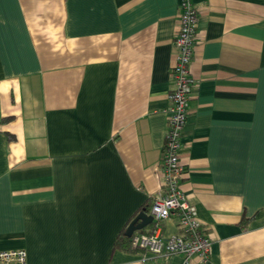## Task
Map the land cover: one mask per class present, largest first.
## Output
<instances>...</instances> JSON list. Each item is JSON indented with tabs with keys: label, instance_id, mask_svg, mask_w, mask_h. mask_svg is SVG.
Segmentation results:
<instances>
[{
	"label": "crops",
	"instance_id": "0c3cea01",
	"mask_svg": "<svg viewBox=\"0 0 264 264\" xmlns=\"http://www.w3.org/2000/svg\"><path fill=\"white\" fill-rule=\"evenodd\" d=\"M181 1L0 0V250L185 264L116 247L162 189ZM193 2L181 188L212 250L187 264H264V0Z\"/></svg>",
	"mask_w": 264,
	"mask_h": 264
},
{
	"label": "built area",
	"instance_id": "2783aa9c",
	"mask_svg": "<svg viewBox=\"0 0 264 264\" xmlns=\"http://www.w3.org/2000/svg\"><path fill=\"white\" fill-rule=\"evenodd\" d=\"M199 12L193 0H182L180 24L174 41L177 49L171 66L175 88L170 94L169 119L161 159L162 189L153 197L150 212L154 216L153 232H141L132 236L131 247L155 256L183 254L185 264L195 256L208 262L212 239L202 231V221L196 208L188 201L181 184L186 167L180 163L182 155V132L191 110V98L195 79L191 75L192 58L198 33ZM172 217L177 219L181 233L163 234L161 223ZM0 264H28L25 249L0 250Z\"/></svg>",
	"mask_w": 264,
	"mask_h": 264
},
{
	"label": "water",
	"instance_id": "95a60500",
	"mask_svg": "<svg viewBox=\"0 0 264 264\" xmlns=\"http://www.w3.org/2000/svg\"><path fill=\"white\" fill-rule=\"evenodd\" d=\"M154 220L153 214H148L145 210L138 214V216L132 220L126 229V235L132 237L137 231L142 230L149 223Z\"/></svg>",
	"mask_w": 264,
	"mask_h": 264
},
{
	"label": "trees",
	"instance_id": "16d2710c",
	"mask_svg": "<svg viewBox=\"0 0 264 264\" xmlns=\"http://www.w3.org/2000/svg\"><path fill=\"white\" fill-rule=\"evenodd\" d=\"M150 206V205H149ZM154 231V226L153 228L149 231V232H153ZM131 241H132V237H129L126 235V232L124 231L117 239L116 241V247H120L123 249H130L131 248Z\"/></svg>",
	"mask_w": 264,
	"mask_h": 264
}]
</instances>
